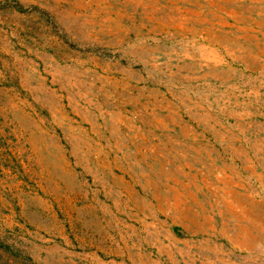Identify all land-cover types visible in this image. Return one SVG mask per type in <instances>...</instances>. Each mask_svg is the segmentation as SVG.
Returning <instances> with one entry per match:
<instances>
[{
	"label": "rangeland",
	"instance_id": "rangeland-1",
	"mask_svg": "<svg viewBox=\"0 0 264 264\" xmlns=\"http://www.w3.org/2000/svg\"><path fill=\"white\" fill-rule=\"evenodd\" d=\"M0 264H264V0H0Z\"/></svg>",
	"mask_w": 264,
	"mask_h": 264
},
{
	"label": "bare ground",
	"instance_id": "bare-ground-1",
	"mask_svg": "<svg viewBox=\"0 0 264 264\" xmlns=\"http://www.w3.org/2000/svg\"><path fill=\"white\" fill-rule=\"evenodd\" d=\"M263 230V229H262ZM242 233H243V237H244V239L243 240H241V244H248V243H252L253 241H251V240H249V239H247L248 238V236L250 235V231H248V230H244L243 231V229H242ZM260 235V234H259ZM258 248V247H257Z\"/></svg>",
	"mask_w": 264,
	"mask_h": 264
}]
</instances>
